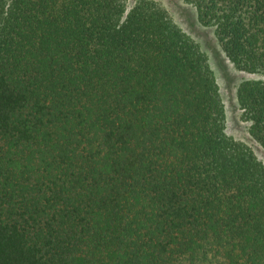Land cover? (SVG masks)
Masks as SVG:
<instances>
[{
	"label": "trees",
	"instance_id": "16d2710c",
	"mask_svg": "<svg viewBox=\"0 0 264 264\" xmlns=\"http://www.w3.org/2000/svg\"><path fill=\"white\" fill-rule=\"evenodd\" d=\"M264 150V0H184ZM155 0H0V264H264V164Z\"/></svg>",
	"mask_w": 264,
	"mask_h": 264
},
{
	"label": "rangeland",
	"instance_id": "374dc122",
	"mask_svg": "<svg viewBox=\"0 0 264 264\" xmlns=\"http://www.w3.org/2000/svg\"><path fill=\"white\" fill-rule=\"evenodd\" d=\"M135 0H127L131 5ZM165 8L178 26L196 40L206 52L209 63L214 71L220 95L225 108V131L233 139L243 142L254 151L257 158L264 164V150L260 148L247 132L248 123L242 118L241 110L235 98V89L239 81L245 78H256L235 69L225 57L212 27L201 25L196 16L195 8L184 0H155Z\"/></svg>",
	"mask_w": 264,
	"mask_h": 264
}]
</instances>
